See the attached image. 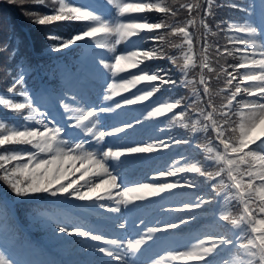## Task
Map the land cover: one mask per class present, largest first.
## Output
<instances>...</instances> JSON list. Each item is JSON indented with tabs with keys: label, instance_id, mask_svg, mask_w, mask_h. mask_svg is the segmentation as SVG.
<instances>
[{
	"label": "snow or ice",
	"instance_id": "1",
	"mask_svg": "<svg viewBox=\"0 0 264 264\" xmlns=\"http://www.w3.org/2000/svg\"><path fill=\"white\" fill-rule=\"evenodd\" d=\"M9 2L23 5L27 0ZM31 3L49 8L50 14L26 12L38 25L79 22V27L67 39L49 37L59 41L52 45V50L59 52L85 42L89 49L94 45L96 49L112 53L110 58H97L99 53L91 58L93 70H107L114 78L107 84L104 101H113L114 97L138 85L147 87L140 94L114 101L113 106L108 107L89 103L82 96L77 99L73 95L72 106L61 99L58 102L63 109L61 115L66 116L62 125L50 111L42 110L43 94L31 95L25 88V75L17 73L7 88V92L14 95H0V106L22 116L25 123L0 120V181L15 197L70 196L97 202L99 208L113 213L120 212V205L135 206L138 201L160 197L163 193L173 195L174 190L196 189L190 199L165 210L184 214L175 217V222L148 226L138 217L139 224L133 222V227L139 228L135 238L111 237L83 226H61L59 221L55 222L52 233L100 242L104 246L88 244L86 254L91 256L98 252L107 257L102 264H264V0L259 24L248 16L242 18L243 22L233 21L226 29H220L239 34L228 37L227 44L232 48L208 42L211 29L205 17L211 15L212 0H206L207 9L200 18L204 33L199 57L193 51V33L189 31L197 23L192 13L199 14V0L184 3L179 0H105V5L111 7L107 15L94 5L77 4L73 0H31ZM231 7L245 13L249 11L248 6L236 3ZM181 10H186L190 17L183 26H179V21L167 22L169 16L175 18ZM150 13L164 15L159 18L160 22H150ZM170 37L182 39L179 43H169ZM120 45L124 50L117 54ZM165 47L181 50L180 55H168ZM229 57L236 62L229 63ZM220 58L225 64H220ZM163 59L177 66L183 77L179 83L185 88L192 85L190 97L187 102L185 97L158 102L147 112L146 118L166 117L170 125L189 130L193 138L203 133L206 142L196 145L202 157L181 156L171 167L156 173V178L190 173L194 174V179L122 187L116 171L124 163L122 157L153 153L168 148L169 143L158 140L105 148L106 137L123 133L134 124L124 122L122 126L104 130L102 114L113 113L126 105L142 104L158 94L163 85H176L177 81L159 68L151 72L145 70L146 62ZM214 63L219 65V70ZM197 68L198 81L189 78V73ZM132 69L137 72L133 73ZM69 71L74 76L79 74L76 68ZM122 73L127 75L120 76ZM221 77L224 87L216 95L223 94V100L217 105L209 81ZM197 84L200 87H196ZM16 95L21 99H15ZM171 143L189 144L191 141L172 140ZM205 188L210 190L207 197L198 194ZM209 205L212 214L206 229L193 238L195 242L189 241L182 249L172 248L166 234L181 225L197 223L199 216L194 213L196 210L209 212ZM8 211L7 205L0 202V223ZM48 221L50 224L53 217L49 216ZM114 223L123 230L128 221ZM3 240L5 245H16L14 233L4 232ZM158 247L163 249V254L152 255L153 249ZM81 251L84 252L85 247H81ZM0 264L28 262L13 258L6 248H0Z\"/></svg>",
	"mask_w": 264,
	"mask_h": 264
},
{
	"label": "trees",
	"instance_id": "2",
	"mask_svg": "<svg viewBox=\"0 0 264 264\" xmlns=\"http://www.w3.org/2000/svg\"><path fill=\"white\" fill-rule=\"evenodd\" d=\"M75 2V0H73ZM179 2H193V0H179ZM76 3V2H75ZM201 8L199 14L196 11L192 13V16L196 18V25L190 27L189 31L193 33V51L197 56L201 52V45L203 43L202 35L204 29L200 24L201 16H204V12L207 9L206 0H199ZM233 3L240 4L242 6H248L249 11L247 13L231 7ZM252 0H212L211 15L205 17L211 33L207 35L208 42L210 44L219 43L229 48L233 46L227 44L229 36L239 35L236 33L224 31L221 32V28H227V24L233 21L243 22L242 18H247L250 12ZM78 4V3H77ZM37 11L41 14H50L49 8L44 6H38L31 3V0L23 5L18 2L13 3L9 0H0V95L5 97H12L14 94L7 92V88L11 85L13 78L17 73L25 75V88L31 95L39 94L41 84L52 87V91L58 96V93L65 91L63 76L68 74L67 67H78L79 60L85 58L86 43L80 42L79 46H70L68 49H61L59 52L52 50V45L58 43V40H52L50 36H58L61 39H67L70 34H73L75 29L79 27V22H54L51 25H38L33 22V19L26 15L27 11ZM150 22H160V17H163L162 13H150ZM190 18L186 10H181L177 17L173 18L169 16L167 22L179 21V26H183L186 19ZM162 32L164 30H161ZM215 33V35H212ZM181 37H170L169 43H179ZM149 47L151 44L148 45ZM165 51L168 55L179 56L180 51L165 47ZM229 63H235L234 58H228ZM178 63H182V60H178ZM220 64H225L223 58H220ZM214 67L219 70V65L214 63ZM145 65L142 66V68ZM161 69L167 77L176 80V85H163L157 96L168 99H180L190 97V89L185 88L179 81L183 78L182 74L178 70L177 66L172 64L170 60H155L146 62V69L148 71H155ZM231 70V69H229ZM243 72V70H240ZM207 74V70H205ZM190 79H199V69H194L189 73ZM213 90V99L217 105L223 100V94L216 95L220 88L224 87V78L211 79L209 81ZM196 87H200L198 84ZM15 99L21 98L16 95ZM183 110V109H180ZM26 114V113H25ZM172 114L169 113L170 117ZM0 120L11 121L17 124L25 123L22 116H16L10 111L6 110L3 106H0ZM31 123V122H29ZM166 135L169 139L191 141L189 144H178L182 149V156L192 159H201L202 153L196 148L199 143H205L203 139L204 134H200L198 138H193L189 130H186L178 125H170L169 119L165 118L164 121ZM188 179H194V174L185 173ZM209 189L205 188L201 192L207 197ZM46 194H38L33 198L47 197ZM66 199V196L65 198ZM0 202L7 205L8 212L5 220L0 223V230L2 233L11 232L16 237H21L23 232L21 228L15 222L14 211L19 214L22 221L33 231L39 234H49L50 227L53 221L49 224L48 217L54 216L59 212L55 205L52 203H40L34 199H25L15 197L11 193L10 189L2 181H0ZM56 213V214H54ZM60 215H58L59 217ZM60 218V217H59Z\"/></svg>",
	"mask_w": 264,
	"mask_h": 264
},
{
	"label": "rangeland",
	"instance_id": "3",
	"mask_svg": "<svg viewBox=\"0 0 264 264\" xmlns=\"http://www.w3.org/2000/svg\"><path fill=\"white\" fill-rule=\"evenodd\" d=\"M77 3L80 4H91L97 7L98 11L107 15L111 11L110 6L105 5V0H76ZM261 4L262 0H253L251 5V10L249 13V16H251L252 20L259 24L261 21ZM124 50V46L120 45L117 49V54L122 52ZM95 53H99V56L97 58H110L112 56V53L106 52V50L96 49L93 45L86 55V62L82 64L83 72L84 74L82 77H78V80H75L73 77L70 80V83L67 84V88L69 90L68 93L63 94L64 100H66L67 103H69L70 106L73 105V101L71 97L73 95L77 96V99H79L81 96L84 97L89 103H95L98 104L101 107H108L113 106L114 101L120 102L122 98H131L133 95L140 94V91L144 90L147 86L146 85H138L136 88H133L130 90V92L122 93L121 96L114 97L113 101H104L102 99L103 95L105 94V89L107 87V84L112 82L114 79L107 70H101V71H95L94 65L92 64V56ZM88 63H90L92 66H85ZM143 66V65H142ZM141 66V67H142ZM133 73H136V69L131 70ZM126 73L120 74V76H126ZM115 79H119V77H116ZM166 100L164 97H153L150 98L149 101H145L142 104H135V105H126L121 109H117L113 113H104L102 114V124L104 130H111L112 127H119L122 126L124 122L133 123L134 127L131 129H126L125 132L119 133L114 137H106L103 147H120V146H134L135 144H147L152 143L158 140H162L166 143H169L168 148H161L160 150L153 152V153H142V154H133L128 157H122L121 159L124 160L123 165H120L116 168V171L119 173L120 177V183L122 187H131L136 184L140 183H165V182H175L176 180H180L181 183L184 182L185 179H188L185 173H181L177 177H166V178H156V173L158 171H163L168 169L172 166V162L174 160H178L181 157L182 149L178 146V144L171 143L173 139H169L166 135L165 130V123L164 118H152L148 119L147 112L151 110L152 107H155L158 102H163ZM48 104H51L54 106V108H48L45 111H50L51 115L55 117L57 121H59L62 125L64 123V120L66 119V116L62 117L61 113L63 112V109L59 106V103L54 104L52 100L48 102ZM139 120L141 123L136 124L135 121ZM147 128V130L142 131L144 128ZM94 143V142H93ZM166 152H173V154L168 157H162L158 160H156L154 163H150V159L152 156L159 155ZM115 164L116 162H111ZM138 163H141L139 166H137L136 170H138L139 173L142 175L145 174L146 181H134L131 183H127L123 185V178L126 177V175L132 176V167ZM183 163V161H181ZM124 170V174L120 175L121 172ZM137 173H134V176H136ZM79 175V174H77ZM187 190L185 193L184 199H178L176 201V206L174 205L175 201L172 200V198L169 197V199H165L163 196L168 195L167 193L161 194L160 197H150L146 201H138L136 202V205H120V212L113 213L108 212L106 209H101L98 206L97 202L90 201V205L94 206L96 208V211H83L82 213L86 216L85 221H80L79 219H76L72 216L67 217L64 221L59 222L61 226H83L85 228H88L90 230H93L98 233H103L106 235H109L111 237H120V238H135V236L138 233V230L136 227H133V223H129V219L133 216V213L138 208H143L144 212L139 217L140 219H143L149 214H157L156 218L151 221V223L147 224L148 226H155L158 223H163L165 221H173L175 222V217L184 215L183 213H177V212H169L165 211L169 208H176L179 206V204L182 201H186L192 197V192L196 193L194 189H191L192 191H188L190 189H180ZM175 191V190H174ZM198 194L203 195L201 192ZM156 199V201L150 205L148 203ZM71 200L81 202L80 200H77L73 197H71ZM169 200V203H168ZM76 202V203H78ZM87 201H82V203H85ZM107 203L112 204V201H107ZM209 207V206H208ZM196 212H200L201 215H198L199 218L206 217L207 219L211 216V209L209 208V212L202 213L200 210H196ZM118 216H120V219H118ZM125 219H127L128 223L126 225V228L123 229L125 232H123L121 229L118 228H112V226H115V221L119 220L120 222H123ZM136 224L138 225L139 221L136 215ZM105 221L110 222V227L104 226L103 223ZM192 223L190 222L187 225H181L179 229H173L170 230L168 233V241L169 245L172 248L182 249L189 241L195 242L193 239L197 235H199L203 231H197V226L187 229L189 225ZM56 224L50 229L49 234H46V237L52 241H63L65 242V247H69L70 252H76L80 253L81 247H85L86 252V246L88 244H96L98 247L104 246L100 244V242H95L91 240H86L83 237L79 236H67L62 233H55L53 235L52 229H54ZM20 244L16 242L15 247L12 245H5L3 240V235L0 234V248H6L7 251L13 256V258L20 260L19 253H20ZM163 254V249L158 250V252L154 255H160ZM107 257H104L100 253H96L95 255L89 256L88 261H93L94 264H102L103 261L107 260ZM28 264H33L30 260ZM37 264H44L43 262H39Z\"/></svg>",
	"mask_w": 264,
	"mask_h": 264
},
{
	"label": "bare ground",
	"instance_id": "4",
	"mask_svg": "<svg viewBox=\"0 0 264 264\" xmlns=\"http://www.w3.org/2000/svg\"><path fill=\"white\" fill-rule=\"evenodd\" d=\"M134 173H137L136 176H134ZM124 174V170L121 172L120 175ZM146 181L147 179L145 178V174L142 175L141 173L138 172V170H134V172L131 175H126L125 178H123V185L127 184V183H131L134 181ZM118 219H120V216H118ZM131 219V218H130ZM123 232H125V230H122Z\"/></svg>",
	"mask_w": 264,
	"mask_h": 264
}]
</instances>
